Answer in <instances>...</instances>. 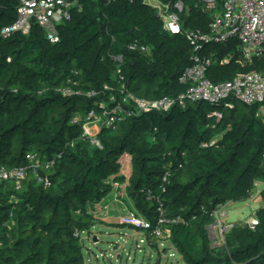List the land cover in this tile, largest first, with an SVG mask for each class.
Listing matches in <instances>:
<instances>
[{
	"label": "trees",
	"instance_id": "trees-1",
	"mask_svg": "<svg viewBox=\"0 0 264 264\" xmlns=\"http://www.w3.org/2000/svg\"><path fill=\"white\" fill-rule=\"evenodd\" d=\"M72 1L81 10L72 11L71 20L58 27L60 42L51 44L35 23L28 35L17 32L3 38L1 31L17 20L20 0H0V168L28 167L26 157L34 154L40 163L37 174L52 184L40 185L33 170L19 191L12 184H0V196L6 189L9 195L0 204V264H83L76 236L95 225L86 207L112 191L102 187L103 181L113 176L118 185L129 182L138 210L155 223L157 207L147 194L161 195L165 173L171 174L163 196L167 214L184 220L169 228V241L186 264H264V191L254 230L235 223L222 247H213L208 235L215 210L248 201L256 184H264L259 107L237 101L233 109L189 104L104 129L100 147L92 148L83 135L84 119L73 121L111 94L64 97L60 91L72 88L86 94L109 86L119 98L126 83L141 99L175 97L185 91L179 78L192 65V47L185 36L164 31L146 0ZM182 1L189 8L181 16L184 29L209 32L211 16L193 0ZM135 42L149 47L150 54L129 51ZM209 49L216 53L207 75L214 83L252 71L264 76V58L241 64L234 46ZM229 55L231 62L221 65ZM117 57L122 63L114 60ZM217 113L223 115L221 121ZM222 128L227 131L218 140ZM123 152L133 159L128 180L118 175L115 165ZM14 197L20 203L11 211L8 201Z\"/></svg>",
	"mask_w": 264,
	"mask_h": 264
},
{
	"label": "built area",
	"instance_id": "built-area-1",
	"mask_svg": "<svg viewBox=\"0 0 264 264\" xmlns=\"http://www.w3.org/2000/svg\"><path fill=\"white\" fill-rule=\"evenodd\" d=\"M114 1V0H113ZM134 0H130L133 3ZM146 0V4L154 9L157 16L163 22L166 33L176 36H185L192 47V65L180 76L179 83L185 87V91L175 97H163L156 100L141 99L129 91L126 83H123L119 91L120 97L113 95L114 90L105 86L100 91H89L86 94L72 88H66L60 93L64 97L85 96L97 98L101 93H110L107 100L98 101L84 119L83 135L92 144L100 147L99 136L104 129H114L117 125L131 119L140 118L153 113H171L176 109H185L189 104L207 103L212 106L224 105L226 109H233V101L245 106L263 107L259 111V117L264 121V76L252 71L240 73L232 80L214 83L208 78V71L215 62L216 53L211 51V46H234L240 54L241 64H252L256 60L264 58V0H193L196 8L211 16L209 32L201 30H185L181 16L189 11L185 3H163L154 0L156 5ZM79 7L72 0H20L17 9V20L13 25L5 27L1 36L5 39L20 32L28 35L33 24L40 26L51 44L60 42L58 27L72 18V11ZM129 51L140 55H149L150 48L138 42L129 46ZM233 59L229 55L220 60L221 65L228 64ZM122 63V57L114 58ZM10 62V60H9ZM119 73H121L119 71ZM121 82L125 79L121 76ZM221 121L223 115L217 113ZM82 119L76 117L74 124H79ZM203 148L207 145L203 144ZM30 163L28 167L8 169L0 168V184H12L15 190L22 189L28 178V172L33 170L40 185L51 187L49 179L40 177L37 170L40 163L36 155L28 154L26 157ZM264 160V153H263ZM52 163H48L49 168ZM170 173H165L161 179V195L148 192L147 200L156 204L157 218L153 223L143 217L142 228L147 237L153 240H169L170 227L184 223L180 217L171 218L167 214L163 196L167 193L170 184ZM212 224L208 227V235L213 247H222L226 244V235L233 228L230 224L227 208L220 207L211 214ZM254 230L259 225L256 213L244 222ZM79 235V234H78ZM77 235V236H78Z\"/></svg>",
	"mask_w": 264,
	"mask_h": 264
},
{
	"label": "rangeland",
	"instance_id": "rangeland-1",
	"mask_svg": "<svg viewBox=\"0 0 264 264\" xmlns=\"http://www.w3.org/2000/svg\"><path fill=\"white\" fill-rule=\"evenodd\" d=\"M148 2L156 5L154 0ZM261 109L263 107L259 106V110ZM78 116L81 119L87 118L86 114ZM225 131L227 128H222L216 139L221 140ZM91 146L94 149L98 147L97 144L92 143ZM132 162L131 154L123 152L115 161V165L119 167L118 175L126 176L128 180L133 172ZM258 184L262 183L256 184L249 200L254 197ZM102 187L112 189L108 197L86 207V212L95 225L89 232L76 236L79 245L83 248V264H186L182 256L171 248L172 245L167 240L163 239L160 240L159 244H153L152 239L147 237L146 231L142 228L144 216L134 202L129 182L118 185L115 178L110 176L103 181ZM5 191L0 196V204L9 197ZM8 202L12 211L19 205L20 200L14 197L9 198ZM258 202L261 207L263 205L262 199ZM253 209L251 211V208L246 204H236L227 208L228 222L230 224L236 223L239 214L244 216L243 221H248L260 208L255 207ZM155 245L156 247H154Z\"/></svg>",
	"mask_w": 264,
	"mask_h": 264
},
{
	"label": "crops",
	"instance_id": "crops-1",
	"mask_svg": "<svg viewBox=\"0 0 264 264\" xmlns=\"http://www.w3.org/2000/svg\"><path fill=\"white\" fill-rule=\"evenodd\" d=\"M259 186H258V188H257V190H256V192H255V195H254V197L252 198V199H250V200H248V201H244V202H237V203H227L225 206H223V207H225V208H230V207H232V206H234V205H236V204H246L247 206H249L250 208H251V211H253L254 209L253 208H260L261 209V207L263 206L262 204H263V202H262V206L260 207V203L258 202V200H260L261 199V197H260V194H261V192L262 191H264V184L262 183V184H258ZM256 205V206H255ZM259 209V210H260ZM258 210V211H259ZM239 214V213H238ZM238 217L239 218H237V222L236 223H239V222H245V220L243 221V218H244V216L242 215V214H239L238 215ZM235 224V223H234ZM105 226V225H104ZM161 241H158L157 243L159 244ZM167 242L168 243H170V241L169 240H167ZM170 246V245H169ZM166 248V247H165ZM171 248L172 249H174L172 246H171ZM176 251V250H175Z\"/></svg>",
	"mask_w": 264,
	"mask_h": 264
}]
</instances>
